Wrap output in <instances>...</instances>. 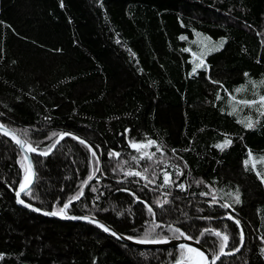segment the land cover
<instances>
[{
    "label": "trees",
    "instance_id": "trees-1",
    "mask_svg": "<svg viewBox=\"0 0 264 264\" xmlns=\"http://www.w3.org/2000/svg\"><path fill=\"white\" fill-rule=\"evenodd\" d=\"M62 3L0 0V123L38 150L51 149L46 157L32 153L35 181L23 200L56 211L82 192L66 214L97 217L136 240L183 238L171 230L178 228L213 259L227 235L215 264H264V182L256 175L264 176V117L236 104L264 95V0ZM199 36L225 43L193 75ZM249 116L258 121L253 129L237 122ZM61 133L69 135L60 140ZM226 137L232 144L221 151L215 145ZM150 140L140 151L130 146ZM249 151L255 169L252 161L245 167ZM21 160L0 133V264L180 258L179 246L128 245L93 223L20 206Z\"/></svg>",
    "mask_w": 264,
    "mask_h": 264
},
{
    "label": "snow or ice",
    "instance_id": "snow-or-ice-1",
    "mask_svg": "<svg viewBox=\"0 0 264 264\" xmlns=\"http://www.w3.org/2000/svg\"><path fill=\"white\" fill-rule=\"evenodd\" d=\"M61 6H63L62 0H61ZM199 35V34H198ZM181 39H186V37H181ZM205 40H208L209 43H211V41L209 40V38L205 37ZM225 41H220L218 45L214 46L211 49H208L207 44L204 45V48L207 49L206 52H202L201 56L199 57V63H195L194 67L192 69V74H196L197 69L200 68H204L207 69L208 65L205 62V56L207 54H210V52L212 51H220L223 46H224ZM184 51L188 52L190 51V49L185 48ZM194 61L197 59L196 53H192ZM193 61V62H194ZM245 75L247 76L248 74L245 73ZM261 84H264V81L260 82ZM237 92L240 91V89L236 90ZM217 99H220L219 96H217ZM234 99V97H233ZM236 104L237 105H243L245 107H249V108H254L257 113L259 114V116L264 117V95H259L257 99L254 100H236ZM259 104V108H256V105ZM236 108H233L232 112H229V115H232L234 112H236ZM238 123H241L244 125V127L246 129H253L255 126V123H257L258 121L254 122L252 117L249 116L247 118V122H245L244 120H237ZM0 133H2L4 136H8L11 138V140L22 150L23 153H25V155L22 156V160H21V168L23 169L24 175H23V181L20 183L19 186V191L16 192V196L17 198L20 197L21 193H24L25 195H28V188L29 186L33 183V176L35 175L34 171H33V163L30 160V157L28 155H26V153H37L40 156H48L50 154L51 149H44L42 151L38 150L37 147H34L31 143H29L26 139H22L16 132L13 131H9L7 128H5V126L3 124H0ZM26 135V133H25ZM53 135H56L55 133ZM66 135H69L68 133H61L60 134V140H63L64 137ZM73 139H76V137H73ZM56 143H59V140L56 141ZM81 144H84L85 142L83 140H80ZM155 144V141H148L147 144H138V143H132L130 146L136 150V151H140L141 149H145L148 148L152 145ZM232 144V140L229 138H225L223 143L217 144L215 145L216 148L220 149L221 151H223L224 149H226L227 147H229ZM52 147H55V145H53ZM159 150V149H158ZM92 155L95 157L96 153L93 152ZM110 155L113 156H118V153H110ZM144 156L147 157L148 159H151L152 157L150 155H148V153H144ZM135 159V158H134ZM249 161H252V167L253 169L256 168V159L253 157L251 151H249V159L245 160L244 164L245 167L248 166ZM261 162H264V157H261ZM126 175H130V176H137V177H141V173L140 172H128L126 173ZM177 175H182V173H177ZM256 175L258 177L261 178L262 182H264V176H261V173L259 171L256 172ZM145 178L146 177H142ZM91 179V177H90ZM171 183L170 177L167 173L164 174V184L168 185ZM181 189H183V185H180ZM79 195H82V192L80 194H78L77 196L71 197L68 203H64L62 207H60L58 210L56 211H51V212H44L43 214L48 216H60L61 218H66V219H78V217H74V216H67L66 215V210L69 208L70 203L72 200L78 199ZM18 203L24 204L25 207H31L28 204H25L23 200L18 199ZM159 203V202H158ZM163 203H168L167 200H165ZM235 203H240V196L239 193L237 192V194L235 195ZM162 206V205H161ZM222 207H229V205H222ZM33 211H40V209H36L33 208ZM149 212L152 211L151 208L148 209ZM228 219H233V217L229 216ZM235 223L237 224V226H239V221L236 220ZM98 227H102L103 231L105 232H109V229L107 227H104L103 225H97ZM155 227H160V225H155ZM174 232L179 233L180 237H183L184 239H192L190 236H186L184 232H181L178 228L177 229H171ZM205 231H210V230H205ZM112 235H115V233H112ZM215 236L217 237H221V233L220 232H215L214 233ZM119 238V237H118ZM128 239H132L131 237H129ZM229 237L227 235H223L221 237V244L219 247V255H215L212 264H215L216 260L220 259V256L224 254V249L227 245V241H228ZM240 239H241V244L243 243V231L241 230L240 232ZM135 243L141 244V243H154V244H166L169 242L168 238H159V239H143V240H135ZM197 243H200V241H196ZM179 248L181 249V256L180 258L177 259V261L175 262V264H185V262L187 261L188 264H209L208 261V256L205 255V253L203 251H201L200 249L197 248H191L185 244H180ZM236 251H239V248L236 249ZM260 252L262 255H264V248L260 249ZM2 258V257H0Z\"/></svg>",
    "mask_w": 264,
    "mask_h": 264
},
{
    "label": "water",
    "instance_id": "water-1",
    "mask_svg": "<svg viewBox=\"0 0 264 264\" xmlns=\"http://www.w3.org/2000/svg\"><path fill=\"white\" fill-rule=\"evenodd\" d=\"M5 128H7L9 131H12L10 128H8L6 126H5ZM6 137L11 140L10 137H8V136H6ZM15 146L20 150L22 155H25V153H23L22 150L16 144H15ZM26 155H28L30 157L31 162L33 163L31 153H26ZM33 171L35 173L34 164H33ZM34 181H35V175L33 176V183L29 186L28 190L33 186ZM17 191H19V189H17ZM16 192H15V197H16V200H17V203H18V199L23 200L22 197H23L24 193H21L20 197L17 198ZM24 203L30 205L31 207H25L24 204H21V203H18V204L20 206H22V207H25V208L31 210V211H33L32 210L33 208L40 209V211H33V212L41 214L43 216H46V215L43 214L44 212H51V211H47V210L38 208V207H36V206H34L32 204H29V203H27L25 201H24ZM66 215L67 216L78 217V219H66V218H61L60 216H50V215H48V217H54V218H59V219H64V220H71V221L90 222V223H93L95 225H103L104 227H107L109 229V232H106V233L109 234L111 237H113V238H115V239H117V240H119V241H121L123 243H126L128 245H132V246H136V247H140V248H145V249H163V248H169V247H176V246H179L180 244H185V245H187V246H189L191 248H197V249H200L201 251H203L205 253V255L208 256L209 264H212V261H213V257L211 255V253L203 245H201L200 243H197L195 240L184 239V238H168L169 242L166 243V244H154V243H141V244H138V243L134 242L136 239H133V238L132 239H128L129 237L120 234L113 227H111L109 224H107L105 221H103V220H101V219H99L97 217L90 216V215H84V214H79V215L66 214ZM100 228H102V227H100ZM112 233H115V235H112Z\"/></svg>",
    "mask_w": 264,
    "mask_h": 264
},
{
    "label": "rangeland",
    "instance_id": "rangeland-1",
    "mask_svg": "<svg viewBox=\"0 0 264 264\" xmlns=\"http://www.w3.org/2000/svg\"><path fill=\"white\" fill-rule=\"evenodd\" d=\"M206 36H199L198 37V43H199V51L197 50L196 51V56H197V59L194 61L195 63H199V57L201 56L200 54H202V52H206L207 51V49H205L204 48V45L205 44H207V46H208V49H211V48H213L214 46H216V45H218L219 44V42L220 41H222L221 39H218V40H212L210 37H207V38H209V40L211 41V43H209L208 42V40H205L204 38H205ZM196 39H197V36H196ZM212 52H214V51H212ZM212 52H210V53H212ZM193 53V52H192ZM208 55V54H207ZM206 55V56H207ZM205 56V57H206ZM192 58H193V55H192ZM193 60H194V58H193Z\"/></svg>",
    "mask_w": 264,
    "mask_h": 264
},
{
    "label": "bare ground",
    "instance_id": "bare-ground-1",
    "mask_svg": "<svg viewBox=\"0 0 264 264\" xmlns=\"http://www.w3.org/2000/svg\"><path fill=\"white\" fill-rule=\"evenodd\" d=\"M23 156V155H22ZM31 156H32V153H31Z\"/></svg>",
    "mask_w": 264,
    "mask_h": 264
}]
</instances>
